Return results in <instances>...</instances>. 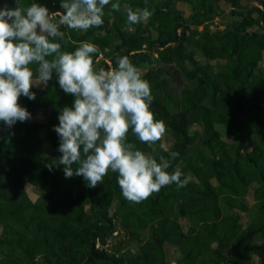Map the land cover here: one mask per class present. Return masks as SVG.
<instances>
[{"label":"trees","instance_id":"1","mask_svg":"<svg viewBox=\"0 0 264 264\" xmlns=\"http://www.w3.org/2000/svg\"><path fill=\"white\" fill-rule=\"evenodd\" d=\"M244 1L111 0L121 9L106 6L99 28L62 27L69 41L64 50L82 41L99 49L96 69L116 66L118 56L139 68L151 86L155 119L174 141L169 149L160 141L144 144L130 130L127 142L158 163L169 160L166 171L179 168L189 182L133 203L111 170L96 188L81 176L66 178L54 127L75 97L54 73L47 87L31 88L35 100L21 95L18 101L31 114L47 111L43 123L17 121L9 128L0 122V225L12 227L0 234V264H264V0L251 7ZM34 2L64 11L61 0H21ZM180 2L191 5L190 14ZM125 4L152 15L128 26ZM5 5L16 3L0 0ZM226 6L233 21L220 31L212 24ZM26 182L39 200L31 199ZM246 210L252 220L241 227ZM168 242L177 245V257L168 256Z\"/></svg>","mask_w":264,"mask_h":264},{"label":"clouds","instance_id":"2","mask_svg":"<svg viewBox=\"0 0 264 264\" xmlns=\"http://www.w3.org/2000/svg\"><path fill=\"white\" fill-rule=\"evenodd\" d=\"M0 8V122L11 128L31 119L27 108L19 104L21 95L36 99L33 86H48L55 73L60 88L75 97L71 107L65 106L58 116L54 131L60 138L66 178L81 176L90 188L103 182L109 170L118 173L123 197L140 203L163 187L175 184L185 187L179 168L166 171L171 165L161 162L128 143L131 130L137 140L155 144L167 128L156 120L151 110L153 96L149 82L127 56H118L116 66L96 69L94 56L99 49L82 41L74 51L64 50L69 43L65 29L87 32L99 28L105 7L119 11L120 3L111 0H61L64 11L50 12L46 6L31 3L25 6ZM126 25L147 21V7L125 4ZM33 65L35 68H33ZM175 159L179 153H171ZM73 165L77 167L74 169ZM52 169L51 164L48 165Z\"/></svg>","mask_w":264,"mask_h":264},{"label":"rangeland","instance_id":"3","mask_svg":"<svg viewBox=\"0 0 264 264\" xmlns=\"http://www.w3.org/2000/svg\"><path fill=\"white\" fill-rule=\"evenodd\" d=\"M244 3L246 5H248L249 7H251V5L254 4H259V0H245ZM178 7L186 14H190L191 13V5L188 2H180L178 3ZM232 16L230 15V8L228 6L225 7V12L222 16H220L219 18L217 17L213 24L212 27L213 28H217L218 30L222 31L226 28V25H228L232 20ZM100 57H103L102 55H100ZM199 59L203 60L204 62L208 61L207 58H203L200 55L197 56ZM264 60V59H263ZM214 61V60H213ZM262 64H264V61H262ZM147 66H144L142 68V71H146ZM39 87H44L43 85H40ZM47 111L43 110V109H37L32 115H31V119H29V122H37V123H43L46 118H47ZM174 138L172 136H170L169 134L165 133V135L162 137V139L160 140L162 146L166 149H169L172 145V142ZM225 139L229 142L233 141V138L229 135H225ZM250 147H252V144L250 145ZM53 150L52 148H48V153H51ZM25 188L29 194V196L31 197L32 200L37 201L39 200V194L36 192L34 186L29 183L26 182L25 183ZM247 200L249 203V208L252 206L253 203H255V193H254V189H250L248 191L247 194ZM64 209L60 208L58 209V212L63 211ZM250 210V209H249ZM249 210L243 211L242 212V224L241 227H246L248 225V223L250 222L251 216L249 214ZM180 221L182 222L183 226L185 227V229H187L188 227V220H186V218H182L180 219ZM240 227V229H241ZM12 232V227L10 225L7 224H3L0 225V234L1 235H7V234H11ZM136 244H133L132 249H135ZM166 251L169 257L173 258V257H177L180 254L179 249L177 248V245L174 244V242H168L166 244Z\"/></svg>","mask_w":264,"mask_h":264}]
</instances>
